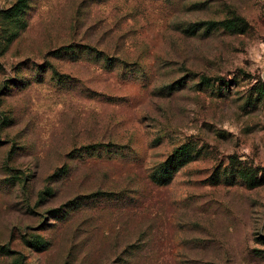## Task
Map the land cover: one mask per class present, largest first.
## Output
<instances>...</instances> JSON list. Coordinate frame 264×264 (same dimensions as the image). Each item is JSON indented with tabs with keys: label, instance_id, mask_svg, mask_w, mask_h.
<instances>
[{
	"label": "rangeland",
	"instance_id": "rangeland-1",
	"mask_svg": "<svg viewBox=\"0 0 264 264\" xmlns=\"http://www.w3.org/2000/svg\"><path fill=\"white\" fill-rule=\"evenodd\" d=\"M26 13L0 20V264H264V0Z\"/></svg>",
	"mask_w": 264,
	"mask_h": 264
},
{
	"label": "trees",
	"instance_id": "trees-1",
	"mask_svg": "<svg viewBox=\"0 0 264 264\" xmlns=\"http://www.w3.org/2000/svg\"><path fill=\"white\" fill-rule=\"evenodd\" d=\"M29 9V0H17L14 5L10 8L0 11V20L9 23L19 30H24L27 26L26 12ZM11 33L10 37L6 36L4 40L10 43L15 36ZM71 52L70 46L62 47L60 52ZM59 56V55H57ZM108 64H111V59L107 60ZM190 148L187 145H183L177 148L173 153L162 163H160L153 174L151 175V180L157 185H166L171 181L173 173H175L179 168H181L187 159L190 158ZM33 248H41L44 245V241L37 239L29 243Z\"/></svg>",
	"mask_w": 264,
	"mask_h": 264
}]
</instances>
